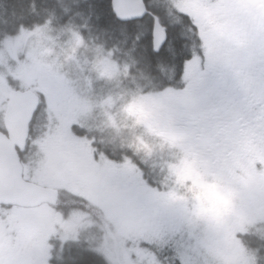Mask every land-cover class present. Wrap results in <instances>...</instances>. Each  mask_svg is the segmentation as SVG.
<instances>
[{
	"label": "rangeland",
	"instance_id": "1",
	"mask_svg": "<svg viewBox=\"0 0 264 264\" xmlns=\"http://www.w3.org/2000/svg\"><path fill=\"white\" fill-rule=\"evenodd\" d=\"M174 3L190 17H197L206 55L223 56L225 62L238 61L240 67L254 58L247 42L242 41L247 31L224 19V4L216 7L207 0ZM205 21H216L217 26L210 27ZM83 26L88 29L85 20ZM127 29L114 25L103 34L106 42L113 43L109 48L121 54L120 59L102 42L93 44V37L84 38L69 25L55 27L47 20L21 27L0 40V125L12 89L36 88V80L44 77L59 87L55 96L48 91L44 96L38 94L41 106L28 149L36 147L33 173L27 162L24 178L81 195L101 211L112 235L109 238L101 222L81 208H70L55 226L54 211L46 203L33 208L0 206L3 232L12 235L19 245H28L18 252L22 258L15 263L35 262L37 239L53 224L50 244L55 252H60L67 240L92 237L96 248L123 264H256L254 252L239 241L243 240L240 233L264 234V199L256 185L264 183V153L255 157L260 162L258 167L248 156L241 160L237 151L229 159L193 157L179 136L182 132L173 128L185 118L179 110L181 93L168 88L139 92L141 82L135 70L137 65L144 67L145 61L143 57L135 60L136 54L142 56V50L137 49L136 42L123 38L128 35ZM144 32L137 30L136 38ZM184 91H188L184 94L193 112L204 115L207 104L198 96L200 92ZM74 125L77 135L72 131ZM82 130L84 134H80ZM90 133L99 134L105 144L132 149L137 140V150L143 149L151 165L157 166L158 159L164 158L165 170L176 176L177 184L146 186L138 165L127 157L109 162L101 191L87 197L74 164L75 156L79 158L77 149H81L89 175L98 177L100 168L92 159V144L85 136ZM246 148L243 151L248 152ZM119 195L123 197L121 204L114 213L109 212L108 202Z\"/></svg>",
	"mask_w": 264,
	"mask_h": 264
},
{
	"label": "flooded vegetation",
	"instance_id": "2",
	"mask_svg": "<svg viewBox=\"0 0 264 264\" xmlns=\"http://www.w3.org/2000/svg\"><path fill=\"white\" fill-rule=\"evenodd\" d=\"M207 1L216 4V7L222 4L226 6L224 19L230 21L233 27L247 31L242 41L247 42L248 51L255 54L256 58L254 56L252 60L246 61V64L240 67L238 61L225 62L223 56L210 57L206 55L202 50L199 27L195 22L197 17L192 18L182 12L176 7L174 0L153 1L150 5L154 11L161 15H170L171 18H185L187 22L179 24L184 28L191 29L196 36L195 46L192 47L190 55L182 63V68L177 73V80L173 85L164 87L178 89L177 91L181 93L179 110L185 115V118L183 122L173 125V128L182 132L179 133V136L184 138L187 150L193 157L212 160H217L219 157L229 159L233 158L237 151L242 155L241 160H247L246 156H248L253 159L252 165L258 167L260 162L255 157L264 153V51H258L264 50V0ZM160 4L161 9H157L155 6ZM147 11H149L148 8ZM216 12L220 13L217 10ZM152 19L151 38L153 24L157 18L152 16ZM205 22L210 27L217 26L216 21ZM162 28L165 27L162 26ZM186 42L188 45H192L191 39ZM31 89H36L42 96L45 94L37 84L36 88L33 86ZM53 89L57 88L54 86ZM185 89H194L193 92L196 90L200 92L198 96L204 98L207 104L204 115H196L193 112L186 99L187 96L184 94L188 92L184 91ZM229 93L232 96L228 97ZM55 94L53 95L55 96ZM218 102L223 103L218 105ZM173 148L177 150V145H174ZM245 148L248 149V152L243 151ZM77 152L79 158L75 156L77 165L74 164V166L76 173L83 179L82 192L87 197L93 198L101 191L103 183L107 180L110 161L106 156H102L100 162H97L100 168L98 177H89L87 168L82 163L81 149H77ZM158 179V181L154 180L155 182L151 178L145 181L148 185L153 183L152 186L155 188L157 185L166 188V186L174 187L177 184L176 176L166 171L159 172ZM256 185L260 196L264 199V183L257 182ZM122 198V195H119L118 198H111L108 202V211L114 213L121 204ZM3 230L0 226V264H16L15 262L22 258L18 252L26 250L28 245H19L12 235L6 231L4 233ZM49 230H51L50 227L47 230L48 233ZM50 241V235L46 232L37 239L35 244L37 254L33 264H48L53 250ZM27 242L31 245V240H27ZM241 246L244 247L242 244ZM154 261L157 263V260Z\"/></svg>",
	"mask_w": 264,
	"mask_h": 264
},
{
	"label": "trees",
	"instance_id": "3",
	"mask_svg": "<svg viewBox=\"0 0 264 264\" xmlns=\"http://www.w3.org/2000/svg\"><path fill=\"white\" fill-rule=\"evenodd\" d=\"M153 1L157 0H146L149 11L143 18L121 22L116 19L110 0H0V40L5 36L14 35L21 27L29 28L35 24H43L47 20L55 27L69 25L73 30L80 31L84 38L93 37V44L102 42L106 50L112 51L111 54L120 59L121 54H116L113 49L109 48L113 43L106 42L103 34L110 31L114 25H124L128 27V35L123 38L127 39L129 43L136 42L137 49L141 48L139 51L142 50V56L136 54L135 60L143 57L145 61L144 67L137 65L135 70V73H139L137 77L141 82L139 92L160 90L175 83L182 63L190 55L192 47L195 46L196 36L191 29L184 28L179 24H185L187 22L185 18H171L170 15L165 16L154 11L150 5ZM155 7L161 9L162 6L160 4ZM152 16L156 17L159 23L165 27L166 33L164 43L157 51L152 49L151 44ZM84 20L89 25L88 29L83 26ZM142 29H145L144 34L140 38H136L137 30ZM188 39L192 40V45L187 44ZM147 81L149 83L146 84ZM38 111L39 108L30 122L29 137L26 142L28 148H30V141L33 139L32 128L37 121L34 118ZM0 129L3 130L2 121ZM76 129L77 126L74 125L75 134ZM84 132L82 130L80 134H84ZM85 136L90 141L93 138L91 144L95 147V152L106 155L111 161L118 162L127 157L130 158L138 165L144 178L149 179L157 172L166 171L163 163L164 158L158 159L157 166L147 162L142 153L143 149L138 151L136 148L137 140L134 142V149H132L131 146L105 144L103 139L99 138L100 135L96 133L93 136L91 133L85 134ZM94 138L97 139L94 141ZM35 148L33 147V149ZM56 208L63 213L70 208H81L88 211L97 221L101 222L105 234L111 238V232L106 221H103L101 211L88 200L60 191ZM242 238L243 244L254 252L256 264H264V234H247ZM61 249L60 252L54 253L48 264H123L115 256L110 259L104 251L96 248L95 238L92 237L89 240H67Z\"/></svg>",
	"mask_w": 264,
	"mask_h": 264
},
{
	"label": "water",
	"instance_id": "4",
	"mask_svg": "<svg viewBox=\"0 0 264 264\" xmlns=\"http://www.w3.org/2000/svg\"><path fill=\"white\" fill-rule=\"evenodd\" d=\"M117 20L121 22L141 19L146 13L144 0H110ZM165 34L155 22L152 30L153 48L157 50L164 42ZM38 85L49 93L54 92L52 84L43 78ZM38 106V95L30 89L11 91L3 113V127L0 130V205L34 207L41 203L54 205L58 191L23 178L22 164L18 150H22L28 135L29 123ZM62 218L58 211L56 222Z\"/></svg>",
	"mask_w": 264,
	"mask_h": 264
},
{
	"label": "bare ground",
	"instance_id": "5",
	"mask_svg": "<svg viewBox=\"0 0 264 264\" xmlns=\"http://www.w3.org/2000/svg\"><path fill=\"white\" fill-rule=\"evenodd\" d=\"M146 14H147V10H146V13H145V15H146ZM145 15H144V16H145Z\"/></svg>",
	"mask_w": 264,
	"mask_h": 264
},
{
	"label": "clouds",
	"instance_id": "6",
	"mask_svg": "<svg viewBox=\"0 0 264 264\" xmlns=\"http://www.w3.org/2000/svg\"><path fill=\"white\" fill-rule=\"evenodd\" d=\"M127 67V66H126Z\"/></svg>",
	"mask_w": 264,
	"mask_h": 264
}]
</instances>
